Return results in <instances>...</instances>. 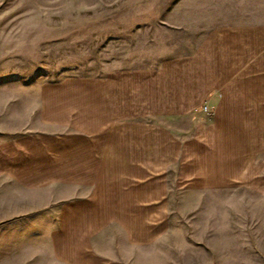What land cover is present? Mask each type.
<instances>
[{"label": "crops", "instance_id": "1", "mask_svg": "<svg viewBox=\"0 0 264 264\" xmlns=\"http://www.w3.org/2000/svg\"><path fill=\"white\" fill-rule=\"evenodd\" d=\"M235 3L132 66L0 77V264H264V0ZM176 200L245 208L187 227Z\"/></svg>", "mask_w": 264, "mask_h": 264}, {"label": "rangeland", "instance_id": "2", "mask_svg": "<svg viewBox=\"0 0 264 264\" xmlns=\"http://www.w3.org/2000/svg\"><path fill=\"white\" fill-rule=\"evenodd\" d=\"M237 1L0 0V77L12 72L15 77L50 81L86 75L101 70L109 60L108 49L116 52L118 44L125 52V65L132 66L134 53L150 51L149 33L164 25L160 21H230L237 16ZM136 26L141 30L135 34ZM157 30L160 41H155V51L167 43L164 27ZM182 197V192L174 193V198ZM214 205L222 211L245 208L241 201L176 200L170 203L171 210L179 211L174 224L197 227L204 221L197 211ZM238 253L239 264H244L246 251Z\"/></svg>", "mask_w": 264, "mask_h": 264}, {"label": "built area", "instance_id": "3", "mask_svg": "<svg viewBox=\"0 0 264 264\" xmlns=\"http://www.w3.org/2000/svg\"><path fill=\"white\" fill-rule=\"evenodd\" d=\"M201 110H202L203 112H205L209 117L212 116L213 113H214L213 109L210 108V107H208V106H206V105H203V106L201 107Z\"/></svg>", "mask_w": 264, "mask_h": 264}]
</instances>
